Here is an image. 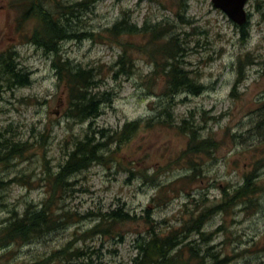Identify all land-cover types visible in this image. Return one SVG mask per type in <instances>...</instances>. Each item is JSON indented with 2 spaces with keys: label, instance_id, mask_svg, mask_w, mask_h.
Masks as SVG:
<instances>
[{
  "label": "rangeland",
  "instance_id": "obj_1",
  "mask_svg": "<svg viewBox=\"0 0 264 264\" xmlns=\"http://www.w3.org/2000/svg\"><path fill=\"white\" fill-rule=\"evenodd\" d=\"M63 1L73 4L81 0ZM22 3L23 0H0V53L9 48L14 50L15 62L28 73L29 81L25 86L5 84L0 74V144L6 138L26 142L20 157H15L8 166L0 165L1 176L10 180L8 186L0 189V226L14 213H23L27 205L39 206L47 194L43 182L45 161L50 170H57L70 150V136L80 137L89 127V123L79 124L64 115L66 91L62 84L57 85L52 56L31 43V22L21 30L17 27L16 17ZM246 11L244 39L241 27L215 9L211 0H188L186 19L191 23L176 29L177 33L188 34L180 36L186 40L182 61L186 69L197 74L203 89L197 95L182 92L175 96L174 124L186 119L199 128L202 136H213L218 143L217 150L204 158L200 185L194 182L189 186L192 194L188 203L194 197L198 200L205 196L202 207L219 202L222 188L236 187L241 183L243 171L252 169L253 165L248 164L251 155L239 152L237 147L247 132H258L256 143L264 134L259 117L264 112V0H248ZM74 12L67 15L70 32L92 36L62 41L60 54L73 66L93 67L97 73L95 92L103 102L101 114L91 121V128L121 130L132 121H138L141 128L129 142L113 148L114 158L120 161L118 165L95 164L75 174L71 179L72 191L60 205L79 215L105 212L117 206L140 215L149 207L158 231L177 228L189 211L197 213L193 205H184L186 195L177 189L175 193L169 191L158 203L153 198L160 186L188 172L184 165L177 164L186 136L176 129H150L145 125L149 119L154 125L161 118L162 104L167 101L163 95L164 81L157 76L152 80L153 67L145 55L136 53L133 54L136 72L121 73L117 61L122 49L105 40L106 29L123 13L137 25L176 23V0H99ZM238 63L242 77L238 75ZM261 150L263 153L264 147ZM260 163L256 180L264 182V161ZM138 170L148 176L156 172L159 178L145 180L139 177ZM96 221L97 217L89 216L40 234L29 243L12 242L0 248V264H40L44 257L69 241L86 252L82 262L134 264L136 239L141 235L144 240L147 236L144 225L127 226L131 229L122 234L121 240L95 235L73 241L75 234L89 229ZM205 231L215 233L198 247H210L219 258L227 256L225 263L264 264V190L257 195L254 210H242V205H236L226 214L215 215Z\"/></svg>",
  "mask_w": 264,
  "mask_h": 264
},
{
  "label": "trees",
  "instance_id": "obj_2",
  "mask_svg": "<svg viewBox=\"0 0 264 264\" xmlns=\"http://www.w3.org/2000/svg\"><path fill=\"white\" fill-rule=\"evenodd\" d=\"M97 1L99 0H81L67 4L63 0H23L18 9L17 27L21 30L27 22H31V34L29 35L31 43L43 48L52 56L51 67L55 72L57 85L62 84L66 91L64 115L79 124L89 123V127L81 133L80 137L70 136V150L65 160L57 166V170H50L45 161L43 182L47 194L44 200H41L39 206L27 205L23 213H14L1 224L0 248L12 242L26 243L40 234L66 226L69 222L95 216L97 217L95 224L78 235L75 234L73 241L95 235L119 237L121 240L122 234L131 229L127 226L143 224L147 236L144 240L141 235L136 239L137 255L133 258L134 264H227L225 263L227 256L219 258L218 254L210 251V247L198 246L201 241H209L210 236L215 233L216 230L205 231L206 224L215 215L226 214L236 205H242V210L256 208L257 195L264 190V182L256 180L259 175L256 169L261 164L260 162L264 161V152L261 153L264 147V134L261 141L256 143L254 141L258 137V132H255L256 135L254 132H247L245 140L237 146L240 149L239 152L246 151L251 155L248 164L253 165L252 169L243 171L239 185L228 189L222 188L221 198L215 204L202 207L205 203V196L198 200L194 197L193 202L188 203V198L192 194V188L189 186L194 182L200 185L204 178V158L209 157L207 155H211L218 148V143L213 136H202L199 128L188 120L182 119L181 123L174 124L172 106L175 104V96L182 92L197 95L203 89L197 74L186 69L182 61L183 56L186 55V40L181 39L180 36L188 34L176 32L179 26L191 23L186 19L188 0H176L178 18L176 23L163 21L144 22L137 25L131 22L129 15L123 13L118 21L106 29L108 39L105 40L117 44L122 49L117 61L121 73L131 75L136 72L137 65L133 58V54L136 53L145 55L153 67L151 79L157 76L164 81L163 95L167 101L162 104L163 108L159 114L161 118H157L154 125L149 119L145 125L150 129L154 127L176 129L178 133L186 136L185 147L179 155L177 164L184 165L188 172L180 179L160 186L153 201L158 203L166 198L169 191L175 193L177 189H180L187 197L184 205L186 207L193 205L197 213L189 211L188 217L177 228L160 232L156 228L157 222L149 207L145 208L140 215L132 214L123 206H117L105 212L79 215L77 212L71 213L64 210L60 205L64 197L72 191L74 183L71 179L75 174L95 164L112 165L115 163L118 165L120 161L114 158L113 148L129 142L141 128L138 121H132L126 123L121 130L92 129L91 121L100 116L103 102L95 92L98 86L97 73L94 72L93 67L73 66L60 54L59 44L62 41L77 38L90 39L92 36V34L77 36L71 33L66 23L67 15H73L72 11L79 12L87 9ZM18 5L19 2L16 8ZM245 26L240 28L243 39L247 37ZM112 39L116 42H112ZM16 58L17 53L11 48L0 53L1 78L5 84L28 85V73L18 68ZM238 67V75L242 77L243 70L239 63ZM259 117L264 124V112ZM261 131H264V127ZM12 141L8 138L2 139L0 165L8 166L11 160L23 154L26 142ZM138 175L145 180L155 181L159 178L156 172L148 176L147 172L138 170ZM9 184L10 180L2 177L0 172V189ZM71 244L72 241H69L59 249L53 250L50 255L43 258L40 264H90L82 262L86 257V252ZM80 259V262H75Z\"/></svg>",
  "mask_w": 264,
  "mask_h": 264
},
{
  "label": "water",
  "instance_id": "obj_3",
  "mask_svg": "<svg viewBox=\"0 0 264 264\" xmlns=\"http://www.w3.org/2000/svg\"><path fill=\"white\" fill-rule=\"evenodd\" d=\"M213 7L220 9L236 25L242 26L247 22L245 6L247 0H211Z\"/></svg>",
  "mask_w": 264,
  "mask_h": 264
},
{
  "label": "bare ground",
  "instance_id": "obj_4",
  "mask_svg": "<svg viewBox=\"0 0 264 264\" xmlns=\"http://www.w3.org/2000/svg\"><path fill=\"white\" fill-rule=\"evenodd\" d=\"M31 241V240H30ZM30 241H28L27 243H29Z\"/></svg>",
  "mask_w": 264,
  "mask_h": 264
}]
</instances>
